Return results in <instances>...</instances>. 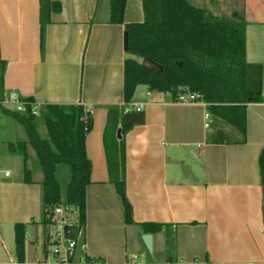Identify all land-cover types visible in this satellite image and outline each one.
<instances>
[{"label": "crops", "instance_id": "1", "mask_svg": "<svg viewBox=\"0 0 264 264\" xmlns=\"http://www.w3.org/2000/svg\"><path fill=\"white\" fill-rule=\"evenodd\" d=\"M52 1L61 11L51 14L42 44L40 0H0V54L6 62L7 109L14 110L12 94L17 93L33 99L40 111L54 104L83 105L91 112L86 224L79 226L74 209L76 248L70 264H125L134 256L138 261L133 264H264L259 168L264 148V0H186L214 17L246 23L247 62L262 69L263 101L248 105L244 144L209 142L213 116L207 120L205 103H178L171 93L139 85L132 102L125 104L126 59L144 60L127 54L125 26L145 21L143 0L127 1L123 25L111 23V0ZM126 107H141L145 114V123L125 136L132 224L126 222L111 182L105 148L108 112ZM0 126L4 148L27 141L1 109ZM220 126L235 136L231 126ZM7 156L11 170H2ZM28 156L26 162L19 153L0 149V263L19 262L15 227L23 224L22 264H63L65 245H59L62 255L54 254L53 227L42 219L43 175L31 147ZM26 169L31 183L25 180ZM150 223L165 227L150 232L142 226ZM144 235L152 236V252Z\"/></svg>", "mask_w": 264, "mask_h": 264}, {"label": "trees", "instance_id": "2", "mask_svg": "<svg viewBox=\"0 0 264 264\" xmlns=\"http://www.w3.org/2000/svg\"><path fill=\"white\" fill-rule=\"evenodd\" d=\"M127 1L111 0L112 24H124ZM40 4L43 44L51 14L60 12L61 5L52 0H40ZM143 9V23L125 26L129 37L126 52L151 61L158 69L154 71L134 59H126L125 104L132 102L139 85H147L151 91L171 93L174 100L180 92L196 94L206 104L210 117L213 116L209 142L244 144L248 105L263 101L262 69L247 62L246 23L214 17L186 0H143ZM5 66L0 54V109L15 120L27 137V141L10 145V149L24 156L26 162L28 148L35 153L34 164L43 175V222L51 225L53 210L66 204L77 210L79 226H85L86 189L91 184L92 172L86 154V138L93 126L91 112L83 105H46L41 115L46 136L42 137L37 117L29 105L25 113L4 106ZM23 101L34 103L31 98ZM125 109L108 112L105 148L111 182L123 202L126 222L132 224L133 207L126 187L125 136L134 127L145 123V114L143 111L127 113ZM220 125L231 126L235 136ZM119 129L122 131L121 140L117 138ZM259 168L264 189V148ZM25 180L32 182L27 169ZM142 226L150 232H160L165 227L151 223ZM25 231V225H16V254L20 263L24 260Z\"/></svg>", "mask_w": 264, "mask_h": 264}, {"label": "built area", "instance_id": "3", "mask_svg": "<svg viewBox=\"0 0 264 264\" xmlns=\"http://www.w3.org/2000/svg\"><path fill=\"white\" fill-rule=\"evenodd\" d=\"M12 102L14 104V110L17 112L25 113L27 111L28 105L31 107V112L33 115L38 116L40 110L37 109V106L35 103L28 104L23 101L19 97L17 93L12 94ZM178 103H183V104H193V103H204L202 100H200V97L196 94L192 93H185V92H180L178 96ZM206 105V104H205ZM136 111H141V107H137L135 109ZM125 111L131 112L129 107H126ZM207 120H210V115H206ZM209 127V123L206 125ZM73 212V207L70 205L66 204H61L57 206L53 212L52 216V227L53 231L52 234L55 239V243L58 245V248L54 250L55 255H62L61 250L59 249V245L64 244L65 245V256H62L61 262L63 264H70L73 253L76 248V241L75 240H70L66 238V234L69 233V228L74 226V223H70L67 221V217L72 215ZM138 257L134 256L132 260H129L125 264H133L137 263ZM0 264H22L16 260L10 259L9 262L7 263H0ZM43 264H48V263H43ZM88 264H102L99 263L98 261L95 260H90L88 261Z\"/></svg>", "mask_w": 264, "mask_h": 264}, {"label": "rangeland", "instance_id": "4", "mask_svg": "<svg viewBox=\"0 0 264 264\" xmlns=\"http://www.w3.org/2000/svg\"><path fill=\"white\" fill-rule=\"evenodd\" d=\"M142 61V65L146 66L147 68L151 69V70H154V71H157L158 68L155 67V65H153L151 63V61L147 60V59H144V60H141ZM14 107V106H13ZM14 109V108H13ZM42 111L39 112L38 116L37 117V122H38V129H39V132L40 134L42 135V137H45L46 136V129H45V126H44V122H43V119H42ZM3 126V125H2ZM21 129V128H20ZM21 132H23V130L21 129ZM4 132L0 126V149H1V152L2 150H9L10 148V141H7L9 143L8 147L6 145V147L4 148V143H2V140L4 138ZM13 135L15 136V133H13ZM11 156H7L6 159L2 160L1 162V168L2 170H11L10 169V161L8 160ZM29 168V167H28ZM63 183L65 184V181H63ZM55 210V209H54ZM53 210V212H54ZM73 213H74V207H73V212H72V215L68 216L67 217V221L70 222V223H73V219H75V216H73ZM74 217V218H73ZM54 227V226H53ZM53 230V229H52ZM147 249V248H146ZM148 250V249H147ZM149 251V250H148ZM150 252V251H149Z\"/></svg>", "mask_w": 264, "mask_h": 264}, {"label": "water", "instance_id": "5", "mask_svg": "<svg viewBox=\"0 0 264 264\" xmlns=\"http://www.w3.org/2000/svg\"><path fill=\"white\" fill-rule=\"evenodd\" d=\"M124 39H125V47L127 48L128 46V41H129V37H128V34L125 33V36H124ZM117 138L119 140L122 139V131L121 129L118 130L117 132ZM29 168H30V164H28ZM76 233H77V227L76 226H73V227H70L69 228V233L67 234V237L69 239H72L74 240L75 239V236H76ZM143 241H144V244L146 245L147 249L152 252V236L151 235H144L143 236Z\"/></svg>", "mask_w": 264, "mask_h": 264}]
</instances>
